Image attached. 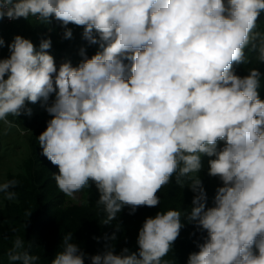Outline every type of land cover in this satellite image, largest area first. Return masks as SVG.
<instances>
[{"label": "clouds", "instance_id": "9594fccd", "mask_svg": "<svg viewBox=\"0 0 264 264\" xmlns=\"http://www.w3.org/2000/svg\"><path fill=\"white\" fill-rule=\"evenodd\" d=\"M262 11L264 0H0V19L48 23L54 17L64 26H83V38L102 49L76 67L64 62L57 69L47 51L50 39L36 51L17 35L10 56L0 59V121L8 128L16 126L10 116L32 114L26 101L46 102L55 93L46 108L52 118L37 140L58 167L59 191L81 203L79 194L94 183L105 225L125 206L129 214L158 206V192L173 177L194 194L190 211L169 209L144 220L138 254L127 247L114 254L107 245L89 257L91 264H170L163 258L184 227L182 218L207 232L188 264H264L261 73L234 71L249 63L246 50L264 62ZM72 35L66 29L65 38ZM202 156L214 157L208 175L223 182L214 207L206 208L198 175ZM18 184L0 182V193L16 199ZM72 239L71 232L64 235L51 264H85ZM30 247L17 237L9 264H38Z\"/></svg>", "mask_w": 264, "mask_h": 264}, {"label": "trees", "instance_id": "16d2710c", "mask_svg": "<svg viewBox=\"0 0 264 264\" xmlns=\"http://www.w3.org/2000/svg\"><path fill=\"white\" fill-rule=\"evenodd\" d=\"M258 25L264 31V11L258 18ZM66 29H71V38H65ZM83 30V26H64L54 17L48 23L36 17L12 21L0 19V38L5 41L0 47V59L10 56L8 45L19 35L29 39L36 51L40 50L42 40L50 39L51 47L47 51L53 56L57 69L64 62L76 67L85 56L91 58L102 51L99 44L90 45L83 38ZM82 49L84 56L81 55ZM246 54L249 63L234 65V71L243 77L250 69H257L261 73L258 92L264 100V62L256 60L255 52L248 53L246 50ZM54 100L55 93L50 94L46 102L43 99L34 104L26 101V109H31L32 114L22 113L16 118L10 116L15 127L8 128L0 121V182L9 179L19 181L15 188L16 199L9 201L0 193V264H9L7 253L17 237L24 238L26 247L31 245L29 253L40 257L38 264H51L62 251L64 235L70 232L73 237L70 242L77 244L85 253V264H91L89 257L103 254L107 245L112 246L114 254H119L125 247L130 253L138 254L136 241L147 217L169 209L181 212L191 210L194 194L187 184L183 188L178 186L174 177L158 192L161 200L158 206H142L134 214H129L131 209L125 206L108 225L103 224L105 214L96 204L99 192L94 183L90 182V187L81 192V203H74L60 192L53 178L54 174H58V167L42 155L37 140L52 118L46 108ZM222 146L224 141H219L218 149ZM213 158L202 156V169L198 173L207 194L206 208L215 206L216 191L223 186L219 177L208 175V160ZM182 223L184 227L177 240L163 258L170 264H188L189 255L198 252V245L207 238L206 230L199 229L195 222L182 218ZM113 233L117 237L115 241L106 239Z\"/></svg>", "mask_w": 264, "mask_h": 264}, {"label": "built area", "instance_id": "2783aa9c", "mask_svg": "<svg viewBox=\"0 0 264 264\" xmlns=\"http://www.w3.org/2000/svg\"><path fill=\"white\" fill-rule=\"evenodd\" d=\"M4 20H6V21H12V20H10V19H8V18H3ZM20 19V18H19ZM16 20V19H15Z\"/></svg>", "mask_w": 264, "mask_h": 264}, {"label": "rangeland", "instance_id": "374dc122", "mask_svg": "<svg viewBox=\"0 0 264 264\" xmlns=\"http://www.w3.org/2000/svg\"><path fill=\"white\" fill-rule=\"evenodd\" d=\"M223 147V146H222ZM79 196H80V199H81V193L79 194Z\"/></svg>", "mask_w": 264, "mask_h": 264}]
</instances>
